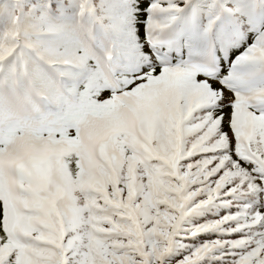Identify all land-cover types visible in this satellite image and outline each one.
<instances>
[{"label": "snow or ice", "instance_id": "snow-or-ice-1", "mask_svg": "<svg viewBox=\"0 0 264 264\" xmlns=\"http://www.w3.org/2000/svg\"><path fill=\"white\" fill-rule=\"evenodd\" d=\"M0 264H264V0H0Z\"/></svg>", "mask_w": 264, "mask_h": 264}]
</instances>
